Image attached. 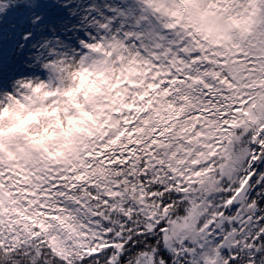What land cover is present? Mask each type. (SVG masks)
Returning <instances> with one entry per match:
<instances>
[{
	"label": "snow or ice",
	"instance_id": "snow-or-ice-1",
	"mask_svg": "<svg viewBox=\"0 0 264 264\" xmlns=\"http://www.w3.org/2000/svg\"><path fill=\"white\" fill-rule=\"evenodd\" d=\"M18 75L0 264H264V0H0Z\"/></svg>",
	"mask_w": 264,
	"mask_h": 264
},
{
	"label": "clouds",
	"instance_id": "clouds-1",
	"mask_svg": "<svg viewBox=\"0 0 264 264\" xmlns=\"http://www.w3.org/2000/svg\"><path fill=\"white\" fill-rule=\"evenodd\" d=\"M38 77H33L30 75H18L13 77L9 82L8 86L0 88V107L11 105L14 109L18 106L16 105L17 94L23 99L24 97H32V107L35 108L39 105V101L32 93V88L35 87V83ZM29 82H31V87H29ZM29 103V101H25Z\"/></svg>",
	"mask_w": 264,
	"mask_h": 264
}]
</instances>
